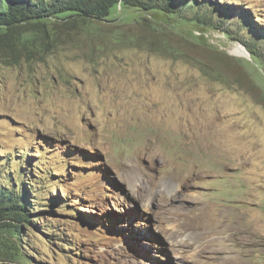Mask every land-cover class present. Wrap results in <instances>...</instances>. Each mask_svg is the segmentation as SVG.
Returning <instances> with one entry per match:
<instances>
[{"label": "rangeland", "instance_id": "374dc122", "mask_svg": "<svg viewBox=\"0 0 264 264\" xmlns=\"http://www.w3.org/2000/svg\"><path fill=\"white\" fill-rule=\"evenodd\" d=\"M0 173V264H264V0L0 34Z\"/></svg>", "mask_w": 264, "mask_h": 264}, {"label": "trees", "instance_id": "16d2710c", "mask_svg": "<svg viewBox=\"0 0 264 264\" xmlns=\"http://www.w3.org/2000/svg\"><path fill=\"white\" fill-rule=\"evenodd\" d=\"M193 1L195 6L207 11L216 9V0ZM118 4L169 14L181 10L188 4V0H0V34L23 24L45 23L53 17H74L77 20L105 19ZM221 4L227 3L222 2L219 5ZM243 44L251 55L256 56L254 46L250 48L247 42ZM15 183L18 184L17 187L13 180L2 177L0 173V219L12 221L14 232L19 234L22 223L32 220L27 207L28 192L23 187L26 182L15 179ZM50 201H56L55 197L51 195Z\"/></svg>", "mask_w": 264, "mask_h": 264}, {"label": "bare ground", "instance_id": "6f19581e", "mask_svg": "<svg viewBox=\"0 0 264 264\" xmlns=\"http://www.w3.org/2000/svg\"><path fill=\"white\" fill-rule=\"evenodd\" d=\"M190 143H191V142H190ZM206 146H207V145H206ZM198 147H199V146L197 145V148H198ZM194 148H195V147H194ZM199 148H200V147H199ZM209 148H210V147H209ZM200 149H201V148H200ZM190 150H192V148H191ZM195 151H196V150H193L194 154L198 155L199 153L197 154V152H195ZM199 152H200V151H199ZM205 152H206V151H205ZM223 152H224V151H223ZM223 152H222V153H223ZM219 155H220V154H219ZM225 155H226V154H225ZM203 156H204V155H203ZM220 156H221V155H220ZM199 157H200V156H199ZM213 158H214V157H213ZM196 159H197V158H196ZM218 159H219V158H218ZM174 160H175V159H174ZM188 160H189V159H188ZM192 160H193V159H192ZM197 160H198V159H197ZM199 160H200V159H199ZM219 160H220V159H219ZM191 162H192V161H191ZM210 163H211V162H210ZM193 165H194V164H193ZM191 171H192V170H191ZM196 172H197V171H196ZM176 173H177V172H176ZM178 177H179V176H178ZM170 183H171V182H170ZM169 185H170L169 183H166V184H165V189H169V188H170ZM168 197H169V196H168ZM203 208H204V207H203ZM195 209H197V208H195ZM198 209H199V208H198ZM200 209H201V208H200ZM202 214H203V211H202V210H201V211H198V212H197V210H196V212H194L193 215L197 216L198 218H201V217L203 216Z\"/></svg>", "mask_w": 264, "mask_h": 264}]
</instances>
